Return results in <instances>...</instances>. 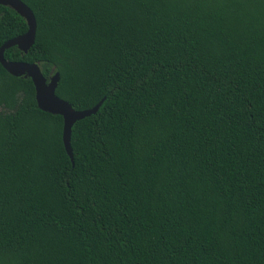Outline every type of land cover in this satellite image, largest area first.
Instances as JSON below:
<instances>
[{
    "label": "trees",
    "instance_id": "obj_1",
    "mask_svg": "<svg viewBox=\"0 0 264 264\" xmlns=\"http://www.w3.org/2000/svg\"><path fill=\"white\" fill-rule=\"evenodd\" d=\"M71 130L0 65V264H264V0H21ZM27 31L0 6V46Z\"/></svg>",
    "mask_w": 264,
    "mask_h": 264
},
{
    "label": "water",
    "instance_id": "obj_2",
    "mask_svg": "<svg viewBox=\"0 0 264 264\" xmlns=\"http://www.w3.org/2000/svg\"><path fill=\"white\" fill-rule=\"evenodd\" d=\"M0 6L8 7L15 11L25 20L27 25V31L24 34L12 38L0 46V65L13 77H23L31 80L35 91V101L39 110L62 117V143L67 156L73 164L71 147L72 127L76 122L95 115L103 104L105 97L92 108L75 110L69 102L56 95V89L60 81L59 72L52 73L47 79L43 76L38 63L6 60L4 52L12 47H17L22 54H27L35 42L37 25L32 10L21 0H0Z\"/></svg>",
    "mask_w": 264,
    "mask_h": 264
}]
</instances>
